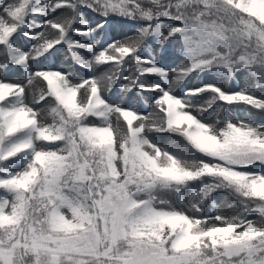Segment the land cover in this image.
<instances>
[{"label": "snow or ice", "instance_id": "obj_1", "mask_svg": "<svg viewBox=\"0 0 264 264\" xmlns=\"http://www.w3.org/2000/svg\"><path fill=\"white\" fill-rule=\"evenodd\" d=\"M0 264H264V0H0Z\"/></svg>", "mask_w": 264, "mask_h": 264}, {"label": "rangeland", "instance_id": "obj_2", "mask_svg": "<svg viewBox=\"0 0 264 264\" xmlns=\"http://www.w3.org/2000/svg\"><path fill=\"white\" fill-rule=\"evenodd\" d=\"M255 115H257V117L259 118V113H254Z\"/></svg>", "mask_w": 264, "mask_h": 264}]
</instances>
